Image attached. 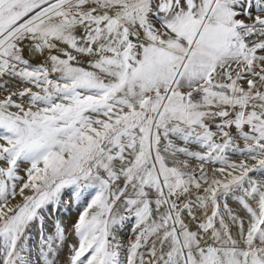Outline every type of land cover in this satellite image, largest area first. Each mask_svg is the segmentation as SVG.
<instances>
[{"label":"snow or ice","instance_id":"1","mask_svg":"<svg viewBox=\"0 0 264 264\" xmlns=\"http://www.w3.org/2000/svg\"><path fill=\"white\" fill-rule=\"evenodd\" d=\"M0 264H264V0H0Z\"/></svg>","mask_w":264,"mask_h":264}]
</instances>
